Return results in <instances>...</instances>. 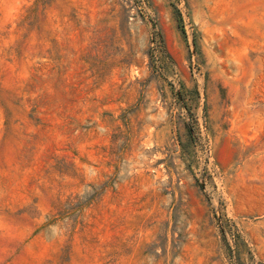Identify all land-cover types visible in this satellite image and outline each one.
I'll return each instance as SVG.
<instances>
[{
	"label": "rangeland",
	"instance_id": "1",
	"mask_svg": "<svg viewBox=\"0 0 264 264\" xmlns=\"http://www.w3.org/2000/svg\"><path fill=\"white\" fill-rule=\"evenodd\" d=\"M0 264H264V0H0Z\"/></svg>",
	"mask_w": 264,
	"mask_h": 264
}]
</instances>
